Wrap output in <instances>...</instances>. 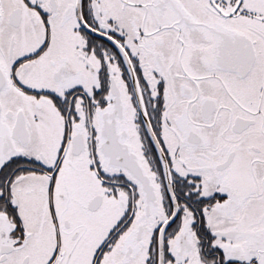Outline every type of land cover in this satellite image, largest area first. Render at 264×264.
Segmentation results:
<instances>
[{
	"label": "snow or ice",
	"instance_id": "6c2138e0",
	"mask_svg": "<svg viewBox=\"0 0 264 264\" xmlns=\"http://www.w3.org/2000/svg\"><path fill=\"white\" fill-rule=\"evenodd\" d=\"M0 264H264V0H0Z\"/></svg>",
	"mask_w": 264,
	"mask_h": 264
}]
</instances>
